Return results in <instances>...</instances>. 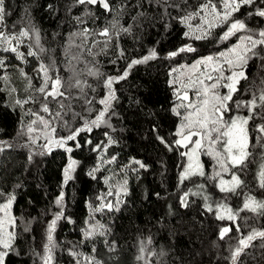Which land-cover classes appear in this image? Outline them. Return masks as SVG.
<instances>
[{"label":"trees","instance_id":"trees-1","mask_svg":"<svg viewBox=\"0 0 264 264\" xmlns=\"http://www.w3.org/2000/svg\"><path fill=\"white\" fill-rule=\"evenodd\" d=\"M109 2L112 12L105 11L100 5H74V0H5L9 13L5 17L6 31H19L34 25L41 36L39 45H35L34 39L27 38L20 45L19 51L25 53L24 60L16 53L0 49V58L6 64L0 68V142H5L4 150L0 151V203L10 195L15 196L12 204L15 251L10 252L6 264H43L41 257L46 254L44 246L48 243V227L57 213L63 215L52 233L51 264H232V251L241 236H246L252 229L264 230V215L245 210L235 221L220 220L217 205L226 202L228 207H234L235 212L242 207L246 196L264 201V187L259 183L260 165L264 163V134L257 128L264 124V120L257 117L249 121L251 155L242 168L229 171L236 172L243 181L234 193L220 190V178L212 179L216 166L205 154H202L205 175L181 183L180 174L186 164L182 153L186 149L173 146L169 150L158 136L164 137L168 144L178 139L174 133L180 118L171 111L176 102L169 83L171 70L199 57L224 51L237 43L239 36L251 33L242 31L227 41H221L218 37L226 29V25H222L212 30L211 39L196 40L185 36L188 29L179 17L194 11L207 0H173L180 3V8H168L167 12L151 0L148 3L145 0ZM211 2L220 7V0ZM49 5H52L51 9ZM260 6H264L260 0L255 5L242 6L233 19L243 20L252 33L264 29V17L255 14ZM76 17L84 23H78ZM114 18L119 19L120 27L130 31L113 36L105 48L104 38L95 33L109 26ZM197 23L199 21H193L194 25ZM84 28L91 33L85 43L91 48L92 55L76 47L82 43V38L73 33ZM94 41L101 43L95 44ZM29 44H32L31 49ZM183 45H191L197 51L168 57L169 52ZM41 47L44 52H39ZM152 49L158 53L156 59L134 65L126 79L113 84L117 99L106 115L107 123L91 132H81L76 141L79 148L75 146L76 142L69 141L66 147H71L72 152L58 147L47 152L41 147L46 142L42 135L36 143L31 142L27 126L35 117L29 110L48 118V114L41 111L42 96L35 90L42 81L43 74H38L41 63L51 66L55 62L62 78L78 74L81 80L91 85L84 90L87 98L92 100L91 112L86 111L88 105L83 97L70 101L75 112L91 120L102 109L98 101L107 93L104 77L122 74L133 59L142 58ZM29 50L37 55L28 56ZM81 52L84 55L79 62L72 61L74 71H70L68 57L79 56ZM260 55L264 56V52ZM262 64L264 61L255 57L249 60L248 79L240 81L234 101L251 99L248 89L257 91L261 78H264ZM93 67L98 68L103 76H89L87 70ZM5 76L6 80L3 79ZM72 91L73 95L79 96L77 90ZM29 96L36 103L16 104L17 100ZM49 107L53 111L56 109L54 102H50ZM229 107L233 114L248 115L246 108L236 110L232 102ZM82 124L79 117L71 121L73 128ZM53 126L57 138L68 135L67 128L58 123ZM35 127L38 132L42 131L39 123ZM109 137L114 141L111 144L108 143ZM97 144H101V149H96ZM41 152L45 154L41 155ZM112 157L115 160L109 163ZM69 158L77 164L72 179L65 184L64 169ZM136 160L145 168L134 163ZM125 180L127 194L121 193L119 210H115V195L104 201L98 199L108 192L110 186L115 193L117 185ZM202 183L212 192L210 200L191 195L188 207L182 206L183 193ZM62 192L64 200L58 205L56 200ZM109 201L114 210L93 211L100 203ZM205 203L210 204L213 211L209 212ZM90 225L96 228L91 237L85 235ZM225 227L231 231L221 238L220 231ZM262 243L264 241L260 238L252 241L237 264H264ZM73 252L75 256L71 254Z\"/></svg>","mask_w":264,"mask_h":264},{"label":"snow or ice","instance_id":"snow-or-ice-1","mask_svg":"<svg viewBox=\"0 0 264 264\" xmlns=\"http://www.w3.org/2000/svg\"><path fill=\"white\" fill-rule=\"evenodd\" d=\"M148 2L149 0H145V3ZM151 2L160 5L165 12H167L168 8H180V3L173 2V0H151ZM256 3L257 0H220V7L218 8L211 0H207L206 3L198 5L194 11L186 12L179 17L180 21L188 29L184 35L194 37L196 40L211 39L212 30L222 25H226V29L218 37L221 41H227L242 31L251 33L249 35L239 36L238 43L226 51L203 56L195 60L191 65H181L180 68H173L171 70V74L175 75L170 79L169 83L173 87V95L176 98V102L173 104L171 111L180 118L179 125L174 133L178 139L174 140L172 144H168L164 137L158 136V139L169 150L173 146L188 149L182 153L183 156L187 157V164L180 174L181 183L186 179H191L193 176L205 175L203 166L199 160L200 154L203 152L205 155L212 157L221 170L216 172L212 179L220 177L219 185L222 192L234 193L243 184V181L236 172L231 174L230 180H224L221 173H227L233 168L243 167L251 155L248 151L249 121L257 117L264 120V78H261L257 91H252L251 88L248 89L251 93V99L245 101L233 100L234 94L239 91L238 85L240 81L248 79L246 69L249 60L255 57L264 61V56L260 55L261 52H264V29L252 33L243 20L233 19L234 14L242 6L255 5ZM260 3L264 5V0H260ZM85 4L100 5L107 12L113 11L109 0H74V5ZM48 7L51 9L52 5ZM8 14L5 8V0H0V49L5 52L16 53L19 59L24 60L26 59L25 53L19 51L20 45L24 42L25 38L30 41L34 39L35 45H39L41 39L40 31L34 25L31 27H23L19 31H6L7 25L5 23V17ZM255 14L259 17H264V6L257 7ZM76 19L78 23H84L80 17H76ZM133 19L136 18L134 17ZM193 21H199V23L194 25ZM12 27L15 29V25ZM121 31L127 33L130 29L120 27L119 19L114 18L109 26L102 28L95 35L104 38L102 43L106 48L113 36H119ZM90 34L88 28L82 29L79 33H73L74 36L78 35L82 38V43L76 47L85 49L89 55H92L91 48L85 43ZM94 43L99 44L101 41H94ZM31 48L32 44H29V49ZM44 51V48H39V52ZM101 51H104V48H101ZM196 51L197 49L191 45H183L177 50L169 52L168 57L172 58L181 53H194ZM27 55L36 56L37 52L29 50ZM83 55L84 53L81 52L79 56L71 55L68 57L70 71H74L72 61L79 62ZM157 57L158 53L155 49H152L142 58L133 59L122 74L118 76H105L104 86L107 89V93L98 101L102 109L98 110L95 118L91 120H86L81 113L75 112L70 103L74 99L83 97L85 104L88 105L86 111L91 112L92 100L87 98L84 91L85 88H91V85L81 80L78 74L70 76L68 79L62 78L55 68V62L51 66L41 63L38 74H43L42 81L41 85L35 90L42 96L43 103L41 104V111L48 114V118L39 112H31L29 110L30 114L35 117L27 126V134L32 137L31 142L36 143L42 135L46 142L41 147L45 148L47 152H51L53 148L57 147L64 148L69 153L72 152L73 149L71 147H66L69 141L76 142L77 136L81 132H91L93 128H98L101 124L107 123L106 115L112 107V102L117 99L113 84L126 79L129 75V70L134 65L147 63ZM4 67H6L5 60L0 58V68ZM262 67H264V64H262ZM21 74L27 78V74L23 73V70H21ZM87 74L97 78L103 76L99 69L95 67L89 68ZM3 79L6 80L7 77L5 76ZM28 79L29 87L31 88V80L30 78ZM73 89L77 90L79 96L73 95ZM221 89H226V91L221 94ZM49 98H51V101H49ZM65 101H69V103H65ZM29 102L36 103L29 96L27 99L17 100L16 104L23 105ZM50 102L55 103V111L49 107ZM229 102L234 104L236 110L246 108L248 115H239L238 112L237 114H233V109L229 107ZM258 109L259 111H257ZM78 117L83 121V124L80 127L73 128L71 121H75ZM37 123L41 126L42 131L40 132L35 127ZM55 123H58L62 128L68 129V135L66 137L61 136L57 138L54 135L56 133V127L53 126ZM257 128L259 133L264 134V124L258 125ZM153 131H156V129L154 128ZM113 142L111 137H109L108 143L111 144ZM86 143H91V141H86ZM4 145L5 142H0V151L4 150ZM190 145L191 147L189 148ZM75 146L79 148L80 144L76 142ZM7 147H11V145H7ZM101 147V144L96 145V149L98 150ZM40 154L43 155L45 153L41 152ZM114 160L115 157H112V160L108 162L111 163ZM134 163L138 164L140 168H145V165L139 160L134 161ZM76 164L77 161L69 158V163L64 169L65 184L72 179V173L75 170ZM96 170L98 171V169ZM259 183L261 187H264V163L260 165ZM117 189L114 193L110 186L108 192L101 194L98 199L104 201L107 197L115 195L117 202L115 210H119V197L121 193L127 194V181L125 180L123 184L117 185ZM197 194L199 193H192L191 190L185 191L181 197L182 206L188 207L189 196ZM207 199L205 197V200ZM14 200L15 196L10 195L5 203L0 204V264H6V258L10 252L15 251L14 242L16 240V233L14 230H11L15 224V217L11 215L10 211ZM63 200L64 193L62 192L56 200V203L60 205ZM204 207L209 212L213 211L212 206L208 203H205ZM104 209L114 210L112 202L100 203L99 207L93 209V211H103ZM245 210L264 215V201L257 200L252 196H246L242 207L235 212L227 205L219 204L217 205L218 219L235 221L239 213ZM62 215L63 213H57L55 219L51 221L48 227V243L44 246L46 254L41 257L43 264H51L52 262V233L55 230L57 221L61 219ZM237 230H239V225H237ZM95 231V226L90 225L85 235L91 237L95 234ZM230 231L231 229L229 227L221 229L220 237L223 238ZM257 238L264 241V230L252 229L246 236H241L237 246L232 251V264H237L238 258L244 250ZM149 243H151L150 240ZM261 246L264 247V243ZM141 251H144L143 247ZM71 254L73 256L76 255L75 252ZM163 254L162 252L161 255Z\"/></svg>","mask_w":264,"mask_h":264},{"label":"rangeland","instance_id":"rangeland-1","mask_svg":"<svg viewBox=\"0 0 264 264\" xmlns=\"http://www.w3.org/2000/svg\"><path fill=\"white\" fill-rule=\"evenodd\" d=\"M238 43V42H237ZM237 43H235V44H237ZM234 44V45H235ZM232 47V46H231ZM227 50V49H226ZM226 50H224V51H226ZM203 57V56H202ZM199 58H201V57H199ZM199 58H197V59H199ZM196 59V60H197ZM195 61V60H194ZM193 61V62H194ZM193 62H191V63H188V64H186V63H184V64H182V65H191ZM180 66L181 65H179L178 67H176V68H180ZM183 70V69H182ZM175 74H171V79L173 78V76H174ZM221 91V94H223L225 91H226V89H221L220 90ZM239 115H243V114H239ZM191 147V145L189 146V148ZM188 149H186V151H187ZM248 151H249V148H248ZM202 154H204L203 152L200 154V157H199V160H200V163H201V165L203 166V170H204V172H205V167H204V164H203V159H202ZM208 158H210L212 161H211V164H214L215 166H216V172H219V171H221L220 170V168H219V166L216 164V161L212 158V157H210V156H208V155H206ZM186 164H187V157H186ZM186 164H185V166H186ZM183 171V170H182ZM181 171V172H182ZM231 172H227V173H224V172H222L221 173V175H222V177H223V179L224 180H230L231 179V174H230ZM228 175V176H227ZM198 176V175H197ZM193 177H195V176H193ZM220 178V177H219ZM219 182H220V179H219ZM218 185H219V183H218ZM202 186V187H201ZM219 187H220V185H219ZM208 188L206 187V185L204 184V183H202V184H200V185H194L190 190H191V192L192 193H199V194H197V195H199V196H201L202 198H204L205 199V197H207L208 199L207 200H210V198H211V196H212V192H209L208 190H207ZM191 196V195H190ZM7 201V200H6ZM6 201H4L3 203H5ZM3 203H0V204H3ZM225 205H227L226 204V202H225ZM228 206V205H227ZM230 208H232L231 206H230ZM234 208V207H233ZM233 208H232V210H233ZM11 215L13 216V212H12V207H11ZM14 217V216H13ZM11 230H14V226H13V229H11Z\"/></svg>","mask_w":264,"mask_h":264}]
</instances>
